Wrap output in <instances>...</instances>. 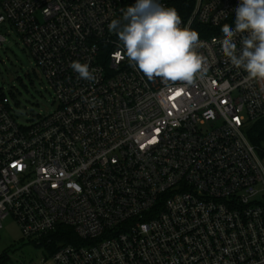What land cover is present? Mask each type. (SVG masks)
<instances>
[{"label": "built area", "instance_id": "obj_1", "mask_svg": "<svg viewBox=\"0 0 264 264\" xmlns=\"http://www.w3.org/2000/svg\"><path fill=\"white\" fill-rule=\"evenodd\" d=\"M136 2L0 0V46L9 24L57 103L22 123L0 93V231L12 215L48 249L72 228L57 264H264V147L247 135L264 81L219 43L240 0H159L205 42L192 84L149 80L115 55L109 24Z\"/></svg>", "mask_w": 264, "mask_h": 264}, {"label": "clouds", "instance_id": "obj_2", "mask_svg": "<svg viewBox=\"0 0 264 264\" xmlns=\"http://www.w3.org/2000/svg\"><path fill=\"white\" fill-rule=\"evenodd\" d=\"M181 23L175 8L159 0H137L109 24L123 46V52L115 55L127 58L149 80L192 84L207 71L206 58L198 52L205 42ZM221 32V51L231 65L243 69L247 80L264 81V0H240L234 27L225 24ZM70 66L80 78L96 79L88 64L73 62Z\"/></svg>", "mask_w": 264, "mask_h": 264}, {"label": "rangeland", "instance_id": "obj_3", "mask_svg": "<svg viewBox=\"0 0 264 264\" xmlns=\"http://www.w3.org/2000/svg\"><path fill=\"white\" fill-rule=\"evenodd\" d=\"M1 32L8 41L0 46V93L9 98L19 121L27 123L56 109L55 91L15 28L3 25ZM3 255L15 264H57L37 238L24 237L12 215L3 221L0 231V257Z\"/></svg>", "mask_w": 264, "mask_h": 264}, {"label": "trees", "instance_id": "obj_4", "mask_svg": "<svg viewBox=\"0 0 264 264\" xmlns=\"http://www.w3.org/2000/svg\"><path fill=\"white\" fill-rule=\"evenodd\" d=\"M247 135L251 143L256 146H262L264 142V117L252 123V125L247 131ZM63 229L67 231V238L60 239V236L53 235L52 245H50L48 248L51 254H53L58 249L61 243L74 242L75 233H73V229L70 227H63ZM8 262H11L8 256L3 255L0 257V264Z\"/></svg>", "mask_w": 264, "mask_h": 264}, {"label": "snow or ice", "instance_id": "obj_5", "mask_svg": "<svg viewBox=\"0 0 264 264\" xmlns=\"http://www.w3.org/2000/svg\"><path fill=\"white\" fill-rule=\"evenodd\" d=\"M177 94H179V93H177ZM237 122H239V121H237Z\"/></svg>", "mask_w": 264, "mask_h": 264}]
</instances>
